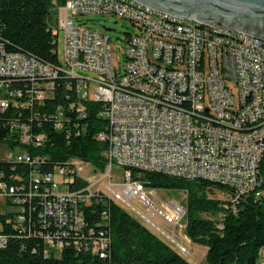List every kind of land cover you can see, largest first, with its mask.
Here are the masks:
<instances>
[{"label": "built area", "instance_id": "1", "mask_svg": "<svg viewBox=\"0 0 264 264\" xmlns=\"http://www.w3.org/2000/svg\"><path fill=\"white\" fill-rule=\"evenodd\" d=\"M97 14L115 15L134 26L125 40L122 66L113 62L107 28L94 29L84 20ZM59 29L64 43L62 54L57 49L58 64L8 51L0 39L1 111L32 108L63 86L69 111L85 117L86 103L93 100L101 104L99 115L106 120L98 138L108 142L107 165L98 180L81 175V161L75 160L74 170L65 165L46 174L32 170L27 178L17 175L24 178L21 186L0 182V197L12 201L6 210L9 220L41 236L47 256L59 257L67 246L105 256L111 239L102 230L87 228L83 211L101 192L136 213L182 255L190 254V247L175 239L186 206L159 202L154 189L132 178V169L228 186L223 195L234 204L255 191L258 197L263 194L258 189L264 167V38L137 0H64L57 6V39ZM94 84L99 87L91 97ZM33 118L39 115L35 112ZM52 118L59 129L69 119L63 106ZM11 128L20 133V142L45 138L33 136L25 122L15 121ZM4 159L35 167L43 162L23 150ZM113 164L123 169V180L112 174ZM72 171L88 180L87 188L71 190ZM105 179L106 186L93 188ZM154 218L173 227L171 235ZM6 240L0 236V246ZM259 255L256 264H264V248Z\"/></svg>", "mask_w": 264, "mask_h": 264}, {"label": "trees", "instance_id": "2", "mask_svg": "<svg viewBox=\"0 0 264 264\" xmlns=\"http://www.w3.org/2000/svg\"><path fill=\"white\" fill-rule=\"evenodd\" d=\"M63 1L0 0V39L7 50L58 64V39L53 29L57 23V6ZM66 91L65 87L58 86L52 96L35 102L29 109L0 110V143L43 159L35 167L0 158V182L21 186L23 177L27 178L32 170L46 174L54 172L56 166L65 165L74 170L75 160L91 163L102 171L106 169L108 142L98 138L106 126V120L99 115L101 104L89 100L87 115L78 117L67 108ZM59 106L65 108L66 117H69L60 129L55 127L56 120L52 118ZM35 112L39 118L31 120ZM15 121L30 124L33 136L42 134L44 140L20 142V133L11 128ZM71 174V190L87 188L89 182L85 177L76 171ZM261 174L263 181L258 190L263 194L258 197L255 191L234 204L224 197L229 187L222 184L201 178L188 180L160 172L131 170L132 178L143 181L149 188L186 192V234L192 242L207 248L205 264L257 263L259 252L264 248V167ZM17 175L23 177L20 179ZM4 200L7 205L12 203L9 198ZM83 211L86 227L95 233L102 230L111 239L105 256L70 246L59 257L47 256L41 236L16 226L14 220H9L10 213L5 211L0 214V236L7 240L0 246V264H191L177 249L102 192L94 195L92 201L83 206Z\"/></svg>", "mask_w": 264, "mask_h": 264}, {"label": "rangeland", "instance_id": "3", "mask_svg": "<svg viewBox=\"0 0 264 264\" xmlns=\"http://www.w3.org/2000/svg\"><path fill=\"white\" fill-rule=\"evenodd\" d=\"M84 20H87V25L97 29L104 31L105 28L111 29L107 34L110 36V44L112 46V58L115 65H123L124 64V53L126 50V37L128 33L134 32V26L127 21L126 19L119 18L115 15L110 14H97V15H90L84 17ZM63 43H64V31L63 29H59V35H58V49L59 53L62 54L63 50ZM98 85H92L90 90V96L92 97L94 95L95 90L98 89ZM18 149H12L9 146L0 143V158L7 157L8 153L10 152H19ZM80 174L91 178L93 181L98 180L102 177L104 174L102 170L97 169L98 171L95 172L94 169L95 166L91 163L86 162H80ZM112 174L114 177L118 180H123V169H121L120 166L113 164L112 168ZM108 184V179L103 180L100 184L94 185L93 188L96 189L97 187H103ZM156 199L161 202L165 203L168 201H176L177 203L186 206V200H187V194L184 191L174 190V189H165V188H154ZM218 196L220 197L221 194L218 192ZM136 209H138L140 212H144V209L138 205L136 202H132ZM122 204V203H121ZM121 206L124 207L122 204ZM126 210H128L133 216H135L138 220H140L145 226H147L136 213L131 211L130 209H127V207H124ZM7 210V204L6 201L0 197V214L4 213ZM207 216V215H205ZM155 221L156 225L160 228V230L165 231L166 233L171 235V232L173 230V227L167 226L164 223H162L159 219H153ZM186 225H187V219L185 218L182 221V228L179 226L175 229L176 233V241L179 243H184L186 245H190V255L183 256L184 259L189 261L191 264H205L206 263V255H207V248L204 245L197 244L191 241V239L186 234ZM148 227V226H147ZM151 231L154 232L161 240H163L165 243L170 245L173 249H177L176 245L172 243L168 238H166L164 235H162L159 231L152 227H148ZM259 260H261L260 255L258 257Z\"/></svg>", "mask_w": 264, "mask_h": 264}, {"label": "water", "instance_id": "4", "mask_svg": "<svg viewBox=\"0 0 264 264\" xmlns=\"http://www.w3.org/2000/svg\"><path fill=\"white\" fill-rule=\"evenodd\" d=\"M157 10L264 38V0H137ZM108 31L111 29L107 28Z\"/></svg>", "mask_w": 264, "mask_h": 264}, {"label": "crops", "instance_id": "5", "mask_svg": "<svg viewBox=\"0 0 264 264\" xmlns=\"http://www.w3.org/2000/svg\"><path fill=\"white\" fill-rule=\"evenodd\" d=\"M190 247V245H188ZM190 255V254H189Z\"/></svg>", "mask_w": 264, "mask_h": 264}]
</instances>
